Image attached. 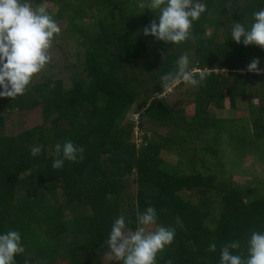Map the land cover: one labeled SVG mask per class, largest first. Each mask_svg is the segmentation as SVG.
I'll return each instance as SVG.
<instances>
[{
	"label": "trees",
	"instance_id": "trees-1",
	"mask_svg": "<svg viewBox=\"0 0 264 264\" xmlns=\"http://www.w3.org/2000/svg\"><path fill=\"white\" fill-rule=\"evenodd\" d=\"M205 2L187 40L172 45L143 34L156 17L138 0H47L57 23L65 21L50 61L24 94L0 98V232L21 233L16 264H116L105 244L111 224L124 215L134 229L149 205L158 224L175 228L157 264H218L225 243L239 240L243 250L251 231H264V178L239 187L224 167L227 153L234 159L250 147L264 159V49L230 35L264 0ZM186 51L203 79L173 84L157 99L170 88L162 76ZM253 58L262 73L246 70ZM239 99L258 101L247 118L204 115L205 102L220 109ZM36 108L39 124L17 122ZM130 111L147 127L139 144ZM68 139L83 159L53 169L54 146Z\"/></svg>",
	"mask_w": 264,
	"mask_h": 264
},
{
	"label": "clouds",
	"instance_id": "clouds-1",
	"mask_svg": "<svg viewBox=\"0 0 264 264\" xmlns=\"http://www.w3.org/2000/svg\"><path fill=\"white\" fill-rule=\"evenodd\" d=\"M47 0H0V98L14 99L24 94L33 76L50 61L49 49L61 28L45 7ZM138 8L153 11L156 17L143 28L145 36L176 45L187 40L193 22L207 9L205 0H138ZM231 41L243 46L255 45L264 49V8L252 13L251 21H234L230 29ZM259 58H253L246 70L260 72ZM189 57L180 55L173 71L162 76L165 87L185 82L196 86L203 79L192 75ZM42 146L31 148L37 156ZM84 149L68 139L54 146L52 168L65 162L83 159ZM124 215L111 224L105 244L110 261L116 264H157V254L170 245L175 228L157 223L156 209L149 205L138 211L136 227ZM153 226L154 230H153ZM18 230L0 232V264H16L15 257L24 253ZM208 251L215 253V242ZM218 264H264V231H251L241 250V242L233 240L219 249Z\"/></svg>",
	"mask_w": 264,
	"mask_h": 264
},
{
	"label": "rangeland",
	"instance_id": "rangeland-1",
	"mask_svg": "<svg viewBox=\"0 0 264 264\" xmlns=\"http://www.w3.org/2000/svg\"><path fill=\"white\" fill-rule=\"evenodd\" d=\"M240 1V0H238ZM45 7L48 9L50 6L49 3H46ZM52 9V8H51ZM60 25V28L63 29L65 25V21L63 23H58ZM212 31L211 28H206L204 30V34L208 35ZM186 55L191 58L190 51L185 52ZM199 70H194L193 72H196ZM221 71H226V69H222ZM262 73V71L257 72ZM173 87V86H172ZM172 87L168 88L164 93H156L155 96L157 99H160L163 97L166 93L170 92L172 90ZM225 99H227V96H225ZM257 99L252 100H246V99H239L235 102L233 106L229 105V102L227 100L224 101V106L220 109H213L212 104H209L208 102H205L206 112L204 113L205 116H213L218 118H237V117H244L247 118L249 115V108L253 105H257ZM187 113L193 112V107L188 106L186 108ZM127 119L135 122L134 127V138L135 143L139 144L141 143V135L143 132H145L146 128L140 130L138 128V121H139V114H135L132 111H130L127 114ZM42 121L41 116V110L40 108H36L32 111H26L24 112L23 116L17 117V122L23 126L24 128L31 127L33 125L39 124ZM170 127H167L166 130L170 131ZM157 138H155L156 140ZM255 147V146H254ZM233 152L226 154V160L224 161V167H227V169L230 172L231 175V181L238 185L239 187H246V186H254L255 179L256 178H264V159L263 157H257L256 152H254V149L252 147L245 150L244 153L241 155L236 156L234 159L230 158L228 159L229 155H232ZM259 155V154H257ZM235 156V155H234ZM171 157L168 156V160L171 161ZM165 159L164 162H162L161 167L171 172L169 161ZM166 161V162H165ZM153 226V230H154Z\"/></svg>",
	"mask_w": 264,
	"mask_h": 264
}]
</instances>
